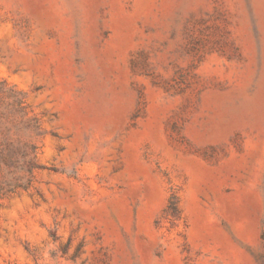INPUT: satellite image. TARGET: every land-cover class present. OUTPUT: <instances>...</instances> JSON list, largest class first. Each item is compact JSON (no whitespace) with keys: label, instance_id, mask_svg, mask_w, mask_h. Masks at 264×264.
Listing matches in <instances>:
<instances>
[{"label":"rangeland","instance_id":"rangeland-1","mask_svg":"<svg viewBox=\"0 0 264 264\" xmlns=\"http://www.w3.org/2000/svg\"><path fill=\"white\" fill-rule=\"evenodd\" d=\"M0 108V264H264V0H0Z\"/></svg>","mask_w":264,"mask_h":264},{"label":"trees","instance_id":"trees-1","mask_svg":"<svg viewBox=\"0 0 264 264\" xmlns=\"http://www.w3.org/2000/svg\"><path fill=\"white\" fill-rule=\"evenodd\" d=\"M12 107L25 116L26 107L21 101ZM43 135L36 119L16 121L0 108V202L28 192L37 171H57L38 162V147L32 139ZM171 206L177 210L176 204Z\"/></svg>","mask_w":264,"mask_h":264}]
</instances>
